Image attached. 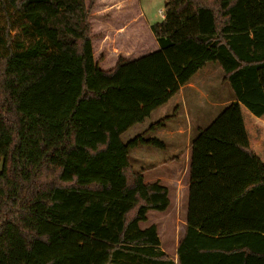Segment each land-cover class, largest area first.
I'll return each instance as SVG.
<instances>
[{
	"label": "trees",
	"instance_id": "obj_1",
	"mask_svg": "<svg viewBox=\"0 0 264 264\" xmlns=\"http://www.w3.org/2000/svg\"><path fill=\"white\" fill-rule=\"evenodd\" d=\"M96 0H0V264H264V0H165L159 48L95 60ZM218 63L234 99L190 143L177 262L170 188L121 136Z\"/></svg>",
	"mask_w": 264,
	"mask_h": 264
},
{
	"label": "rangeland",
	"instance_id": "obj_2",
	"mask_svg": "<svg viewBox=\"0 0 264 264\" xmlns=\"http://www.w3.org/2000/svg\"><path fill=\"white\" fill-rule=\"evenodd\" d=\"M89 1V0H87ZM165 0H96V6L91 13L90 21L92 33L94 35L95 60L102 68H111L119 57L125 59L137 58L148 52L158 50L159 45L152 31L151 25L161 22L164 17L160 11H164ZM192 82L198 87L202 94L199 100L195 97V105H199L202 110L197 109L190 101L187 102L189 115H173L175 106L173 101L169 105L155 110L144 123H139L127 130L122 136L124 142L137 135L144 133L147 127L165 117L178 122L184 131L180 133V143L177 150L166 151L163 149L147 148L139 146L130 151V161L135 166V171L140 170L138 154L143 150L150 158V164L163 162L169 164L177 159V168L171 165L167 167L165 175L169 182L166 184L170 188L171 206L166 212L150 211L148 221L141 223V228H146L155 223L158 225L162 246L170 252V256L175 257L173 252L180 236L183 233L185 218L187 213V189H188V162L190 153V143L198 133V128L207 127L234 99L230 85L224 81L223 71L218 63L210 62L193 78ZM192 101V100H191ZM210 101L214 106H210ZM196 108V110H194ZM172 115H165L164 111ZM202 111L203 113H200ZM207 114V115H206ZM149 133L148 136H150ZM173 139V137H171ZM178 141L177 138H174ZM169 145V144H168ZM171 146V144H170ZM169 147V146H168ZM172 148V146H171ZM153 149V150H152ZM154 152L159 153L158 159ZM162 163V164H163ZM134 168V167H133ZM2 163H0V170ZM171 172V173H170ZM154 174V172H153ZM162 182V180H159ZM163 183V182H162Z\"/></svg>",
	"mask_w": 264,
	"mask_h": 264
},
{
	"label": "crops",
	"instance_id": "obj_3",
	"mask_svg": "<svg viewBox=\"0 0 264 264\" xmlns=\"http://www.w3.org/2000/svg\"><path fill=\"white\" fill-rule=\"evenodd\" d=\"M202 70V69H201ZM200 72V71H199ZM197 72L191 79L190 83L187 84L186 86H183L180 91L175 94L166 104L169 105V103L171 104V102L173 101V106H175V110L177 112H175L173 115H189V111H188V107H187V102H191L194 106L197 107V109L202 110V108L199 105H195V97L197 96V98L200 100L202 94L199 92L200 90L198 89V87L192 82L193 78L199 73ZM192 100V101H191ZM210 106H214V102L210 101ZM166 104H164L163 106H165ZM163 106H161L160 108H162ZM158 108V109H160ZM157 109V110H158ZM169 109H167V112L164 111L165 115H169L170 112L168 111ZM196 110V108L194 109ZM200 113H203L202 111H199ZM172 115V114H170ZM207 115V114H206ZM149 118V117H148ZM147 118V119H148ZM146 121V120H145ZM144 121V122H145ZM142 122V123H144ZM155 123V122H154ZM141 124V123H140ZM153 124V123H152ZM151 125V124H150ZM149 125V126H150ZM148 126V127H149ZM147 127V129H148ZM184 131L183 127H180L178 122H175L174 120H170L169 122H167L166 124H164L163 127L156 129L155 131L151 132V135L149 137H157L159 139H161L162 141H164L165 143V148L163 150L166 151H170L172 152L173 150H177L179 143H180V133H182ZM173 137V139L171 138ZM174 138H177L178 141H175ZM193 139V138H192ZM192 141V140H191ZM169 144V145H168ZM172 148H171V146ZM144 146V145H141ZM169 146V147H168ZM139 147V146H138ZM147 148H153L155 149V147L152 146H146ZM137 148V147H136ZM135 149V148H134ZM152 149V150H153ZM173 149V150H172ZM133 150V149H132ZM158 151V149H155ZM172 150V151H171ZM147 153H145V151L143 150L140 154H138V159L140 162V170L136 172H140L143 174L145 180L147 182H154L157 180H162L163 184L166 182H169L167 179L168 175H165L167 172V167H169L170 165L173 168H177L175 166H177V159L175 158L172 162H170L169 164H164L163 162H166L167 160H171L172 157H174V155H172L169 159L164 160L163 162H157V163H153L150 164V158L147 157ZM155 155H157L158 159L160 157L159 153L154 152ZM163 163V164H162ZM132 164V163H131ZM133 166V164H132ZM135 169V166H133ZM154 172V174H153ZM171 173V172H170ZM150 226V225H149ZM159 229V228H158ZM160 236V234H159ZM161 240V238H160ZM177 244L178 242H176L175 248L174 249V253H175V257H176V250H177ZM161 249L164 250L166 253H168L169 255L170 252H168L167 250H165L162 246V242H161ZM173 258V257H172ZM175 262H177V258H173Z\"/></svg>",
	"mask_w": 264,
	"mask_h": 264
},
{
	"label": "built area",
	"instance_id": "obj_4",
	"mask_svg": "<svg viewBox=\"0 0 264 264\" xmlns=\"http://www.w3.org/2000/svg\"><path fill=\"white\" fill-rule=\"evenodd\" d=\"M160 12H161L162 14L164 13V11H163V10H161Z\"/></svg>",
	"mask_w": 264,
	"mask_h": 264
}]
</instances>
